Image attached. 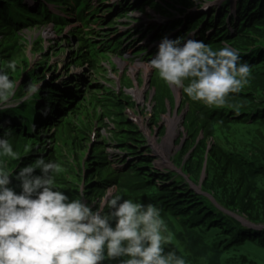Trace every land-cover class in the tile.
<instances>
[{
  "label": "rangeland",
  "instance_id": "1",
  "mask_svg": "<svg viewBox=\"0 0 264 264\" xmlns=\"http://www.w3.org/2000/svg\"><path fill=\"white\" fill-rule=\"evenodd\" d=\"M41 1L54 15L65 17L68 15L70 23L64 29L58 30L55 25L42 16L32 24H28L25 29L20 31L16 29L13 34L0 31V69L7 72L10 78L16 82L15 94L6 108V110H15L13 111L15 114L11 117L12 123L8 122L9 115L2 114L0 118H4L5 121L16 127L20 122L18 116H21L25 119L27 126L25 128L20 125L18 130L21 131V136H17V138L6 136L13 146L15 157L0 156V162L6 165L9 172L16 173L21 167L34 164L35 160L40 157L56 161L61 166L59 173L55 175L58 187L70 198L80 197L89 204L98 202L105 191L112 186H115L125 199L130 198L129 195L133 190H140L139 195L136 196L141 197V188L143 187L138 186L137 183L144 181L141 180L143 177L148 179L146 173L153 175L163 173L171 176V180L165 184H161L163 178L157 179L159 181L157 184L161 185L162 190L165 185L170 187L171 184H175V192H182L181 199L190 200L193 198L189 197L190 194L187 190L183 191L185 184H177L176 179L179 174L185 177L188 185H192L191 187L199 194L202 193V195L210 197L211 193L206 188V168L208 160L218 150V147L208 132V123L218 115L227 113L231 116L232 113H235L236 110L231 104L234 100L225 99V104L221 106L225 111L219 112L214 106L208 107L202 102L192 101L182 89H180L181 98L176 102L172 101L170 96H165L162 100L155 94L150 96V89L161 91L164 90V87L158 72L146 63L143 58L144 54L135 55V52L140 50V46H150L153 52L158 50L160 42H155L156 35L166 34L167 32L160 31V27L172 23L171 19L174 17L181 20L189 17L187 23L183 20L185 25L180 30L189 31L191 27L195 30L199 28L205 21L203 20L202 24L198 26L194 22L200 19L199 14L202 10H196L197 5L192 0H183L181 5L178 0H167L176 6L172 11L174 16L172 13L161 16V14L146 8H143L142 13L130 11L129 13L134 14L130 16V20L117 19L116 15H113L110 22L112 21L115 27L111 30L112 41L109 49L113 48L114 44L122 37H124V46L119 48L121 50L115 49V52H111L110 62L108 60L99 62L100 65L93 72L87 63L86 56L80 49L82 35H84V31L88 30L91 21H87L85 17L81 18L82 26L79 20H75L81 7L77 14L75 7L68 13L63 11L69 8L67 4L91 6L90 0H53L57 5L47 0ZM259 1L238 0L237 11L239 13L236 18L233 17L235 20L231 21L232 28L230 29H233L235 34L231 35L228 40L238 34L244 35L250 40V44H246L245 55L254 53L260 45L256 36L264 33V18L259 17L264 14L259 15L261 11L258 6ZM228 3L229 0L225 2L226 6ZM230 3L232 4L231 1ZM109 5V7L112 6V4ZM248 7L254 9V15L245 19L243 23L240 18H243L242 15L248 10ZM132 9H137V6ZM33 12H37V10L34 9ZM33 12L31 13L34 14ZM230 14L229 7L219 14H216L215 11L210 13L209 25L212 26V23L218 18V26L224 25ZM254 16L256 18H253ZM95 20L98 22L102 19L96 17ZM133 21L137 22L133 23ZM105 24L106 22L102 26ZM239 24L244 27L238 29ZM96 26L95 24L94 28ZM155 26L157 28L154 29ZM252 26L257 28L258 33L246 32L247 28ZM135 27L137 29H134ZM151 29H154L153 32L147 36V32ZM129 31L132 32L127 36ZM251 34L254 36L252 37ZM130 36L132 38L128 40L127 37ZM144 39L145 41L142 42ZM109 40L106 41L107 44ZM228 45H232V42H229ZM107 53L110 52L107 51ZM149 56L146 54V57ZM9 61H15L17 65L15 72L7 67ZM135 69L137 70L135 71ZM126 74L135 83L128 92L135 94L138 89H143L144 92L141 94L143 98L138 99L137 94H135L137 98L133 95L137 106L133 107L130 103L122 102L116 113L118 101L110 91L114 88L118 89V82H123ZM76 75L85 76L89 81V85L84 91L86 92L85 98L73 104L72 107L65 104L67 109L65 112L62 111L55 115L50 110V113L46 114L48 108L43 99L52 95L56 98L53 91L58 90L59 83L68 82ZM156 78H158V82ZM137 80H141V84H139L142 87L137 88ZM80 81L85 83V79ZM30 83L40 84V92L31 100L25 101L23 98ZM56 103L58 106L62 102L56 100ZM109 104H112L111 109L107 107ZM53 107L55 109V106L49 108ZM4 111H0V113ZM23 113L30 114L31 120L33 117L37 118L42 115L43 126L35 123L30 124L28 115ZM61 114L63 116L60 117ZM168 117L179 119L176 131L172 133L169 147L168 143L162 146L169 134ZM0 131H2L0 136H4V132H11L7 126H1ZM193 157L195 158L192 159ZM124 161L128 162L124 163ZM38 172L39 170H37ZM17 184L18 182L14 180L13 186ZM17 191H19L18 187ZM241 196L243 198H240L230 214L243 222L245 226L251 225L247 216V206L251 207L254 204H249L248 198ZM190 212L192 213L191 209L184 213L188 215ZM106 264L116 263L107 261Z\"/></svg>",
  "mask_w": 264,
  "mask_h": 264
},
{
  "label": "clouds",
  "instance_id": "2",
  "mask_svg": "<svg viewBox=\"0 0 264 264\" xmlns=\"http://www.w3.org/2000/svg\"><path fill=\"white\" fill-rule=\"evenodd\" d=\"M192 2L197 5L196 10L207 11L218 0ZM151 57L149 63L158 72L161 84L163 80L169 86L161 91L150 89V96L155 94L160 100L162 94L165 97L166 92H172L171 88H180L192 101L208 107L222 106L230 93L242 90L251 75L250 66L240 62V52L228 44L213 50L201 40L164 36ZM96 59L87 60L93 72L99 62L106 60ZM7 67L15 72L17 65L9 61ZM74 77L76 85L71 81L64 97L72 104L85 98L89 85L85 76ZM119 83L118 89L110 91L119 100V107L120 102L137 106L133 100L136 95L128 92L135 85L134 80L126 74ZM139 83L141 80H137V88L142 87ZM15 88L16 82L0 69V111L6 110ZM39 92L40 84L30 83L23 99L31 100ZM142 98L143 95L138 99ZM180 98L179 91L178 101ZM61 108L55 107L54 112H62ZM42 119L41 115L33 122L43 126ZM0 156L15 157L6 136H0ZM60 167L58 162L40 157L34 164L11 173L0 162V264H187L175 250L166 251L171 233L156 205L125 199L115 186L93 204L80 197L72 199L56 184ZM14 180L18 182L16 186Z\"/></svg>",
  "mask_w": 264,
  "mask_h": 264
},
{
  "label": "trees",
  "instance_id": "3",
  "mask_svg": "<svg viewBox=\"0 0 264 264\" xmlns=\"http://www.w3.org/2000/svg\"><path fill=\"white\" fill-rule=\"evenodd\" d=\"M6 2L7 5L4 6L7 8L0 6L5 10L0 15V31H4L3 33L13 34L16 29L23 30L41 17L40 14L27 11L17 0ZM258 6L261 10L259 15L264 14V0H260ZM242 16L241 20L244 23L247 18L246 12ZM19 17H22L20 23L12 22L19 20ZM55 26L62 30L60 24ZM241 27L244 26L240 25L238 29ZM246 32L258 33V30L252 26L247 28ZM239 35L229 41L241 50L247 49L246 44H250V40L244 35ZM256 37L259 43L264 44V33ZM116 44L118 48L120 45ZM211 46L221 48L223 43L215 37L211 40ZM90 49L91 53H97L94 46ZM252 58L253 61L247 63L251 68L248 83L239 93H230L225 98L234 100L231 104L239 113H232L230 118L226 116L229 114L224 113L212 118L208 123V132L218 147L207 162V187L203 184L210 191L211 198L199 194L180 174L176 179L177 184H185L183 191L187 190L189 197L193 199H181L182 192H175V184H171L170 187L165 185L162 190L161 185L157 184L159 182L157 179L163 178L161 184L171 180V176L163 173L155 175L146 173L148 179L143 177L141 180L144 181L137 183L143 187L141 197L136 196L140 190H133L129 195L135 202L152 203L161 210L171 233V243L166 246V251L175 250L187 260V264H264V49L259 47ZM93 60L97 61L96 57ZM111 106L112 104H109L107 107L111 109ZM13 111L15 110H5L0 116L4 114L11 118L15 114ZM8 122L0 118V127L7 126L11 130L4 132V136L16 138L21 136V131L18 130L20 126L13 127ZM200 167L201 164L199 170ZM241 195L248 198L249 204H254L251 207L247 206V216L251 225L245 226L230 214L240 198H243ZM189 209L192 213L185 214L184 212ZM115 263L119 264L118 261Z\"/></svg>",
  "mask_w": 264,
  "mask_h": 264
},
{
  "label": "bare ground",
  "instance_id": "4",
  "mask_svg": "<svg viewBox=\"0 0 264 264\" xmlns=\"http://www.w3.org/2000/svg\"><path fill=\"white\" fill-rule=\"evenodd\" d=\"M33 4V2H32ZM230 28V27H229ZM141 65V64H140ZM137 69H135L136 71ZM134 73V72H133ZM147 74V73H146ZM140 91V92H139ZM143 93V90H140L138 89L135 94H137V97L138 98H141V94ZM167 122H168V126H169V134H168V137L166 138V141L165 143L162 145L164 146L165 144L168 143V147H169V144L171 145V141H172V133L176 131V128H177V125H178V122H179V119L177 117L175 118H171V117H168L167 118ZM169 151V150H168Z\"/></svg>",
  "mask_w": 264,
  "mask_h": 264
}]
</instances>
